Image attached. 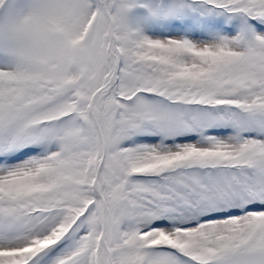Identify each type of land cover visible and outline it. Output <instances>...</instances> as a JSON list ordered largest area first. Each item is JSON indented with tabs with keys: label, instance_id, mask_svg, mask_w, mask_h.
Segmentation results:
<instances>
[{
	"label": "snow or ice",
	"instance_id": "6c2138e0",
	"mask_svg": "<svg viewBox=\"0 0 264 264\" xmlns=\"http://www.w3.org/2000/svg\"><path fill=\"white\" fill-rule=\"evenodd\" d=\"M0 264H264V0H0Z\"/></svg>",
	"mask_w": 264,
	"mask_h": 264
}]
</instances>
